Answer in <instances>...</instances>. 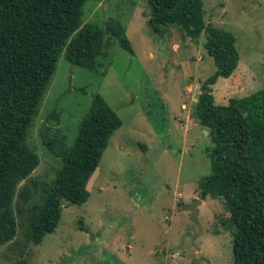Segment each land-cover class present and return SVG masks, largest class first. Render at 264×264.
<instances>
[{
  "label": "rangeland",
  "instance_id": "rangeland-1",
  "mask_svg": "<svg viewBox=\"0 0 264 264\" xmlns=\"http://www.w3.org/2000/svg\"><path fill=\"white\" fill-rule=\"evenodd\" d=\"M203 2L208 24L232 32L241 55L235 73L213 86L215 103L264 89V0ZM109 18H122L134 52L114 40L104 77L61 55L29 131L28 145L40 157L33 178L51 183L61 168L43 130L63 141L56 149L72 147L96 95L123 126L88 182L87 203L65 202L59 227L40 245L27 241L18 217V236L0 246V264H234L224 199L207 197L197 220L184 209L202 200L200 183L212 173L214 143L193 114L202 83L217 70L206 36L191 40L176 28L155 34L147 0L86 3L85 22L104 27Z\"/></svg>",
  "mask_w": 264,
  "mask_h": 264
},
{
  "label": "trees",
  "instance_id": "trees-1",
  "mask_svg": "<svg viewBox=\"0 0 264 264\" xmlns=\"http://www.w3.org/2000/svg\"><path fill=\"white\" fill-rule=\"evenodd\" d=\"M88 1L0 0V246L17 238L18 217L27 241L40 245L59 227L65 202L86 204L88 182L123 126L105 98L96 95L72 147L56 149L63 141L50 140L43 130L44 144L60 158L61 168L51 183L33 178L40 157L28 145L29 131L61 55L104 77L114 40L134 52L122 18H109L104 27L84 21ZM147 5L155 34L176 28L191 40L207 38L205 48L217 70L202 83L193 108L214 143L208 150L212 173L199 186L201 199H224L234 264H264V89L217 105L213 86L230 78L241 60L235 35L208 24L203 0H147ZM51 116L59 118L57 112Z\"/></svg>",
  "mask_w": 264,
  "mask_h": 264
},
{
  "label": "water",
  "instance_id": "water-1",
  "mask_svg": "<svg viewBox=\"0 0 264 264\" xmlns=\"http://www.w3.org/2000/svg\"><path fill=\"white\" fill-rule=\"evenodd\" d=\"M203 204V200H196L193 204H190V205H187V206H184V209L186 211H190L193 213V217L195 220H197L198 218V214H199V206Z\"/></svg>",
  "mask_w": 264,
  "mask_h": 264
}]
</instances>
